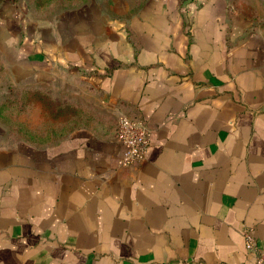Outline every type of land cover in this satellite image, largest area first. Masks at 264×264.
Masks as SVG:
<instances>
[{
    "label": "crops",
    "instance_id": "obj_1",
    "mask_svg": "<svg viewBox=\"0 0 264 264\" xmlns=\"http://www.w3.org/2000/svg\"><path fill=\"white\" fill-rule=\"evenodd\" d=\"M254 3L79 0L15 18L0 70L65 106L0 133V264H252L241 228L264 246ZM121 114L149 134L125 166Z\"/></svg>",
    "mask_w": 264,
    "mask_h": 264
},
{
    "label": "rangeland",
    "instance_id": "obj_2",
    "mask_svg": "<svg viewBox=\"0 0 264 264\" xmlns=\"http://www.w3.org/2000/svg\"><path fill=\"white\" fill-rule=\"evenodd\" d=\"M61 0H37L36 5L29 3L28 0H0V41L3 38L12 37L13 31L16 28L14 24L15 18L27 17L30 15L31 18H40L41 20L45 17H49L54 11L55 14L59 12V8L62 5L59 3ZM79 0H67L68 5L74 4ZM240 4L251 6L255 5V0H239ZM260 5L264 8V0H258ZM53 10V11H52ZM47 15V16H46ZM25 32L29 29H26ZM3 49L7 52L4 53ZM8 54L9 57L12 55L11 46L0 45V60H5L4 55ZM0 70V103L3 101H11L15 98L17 103H20L17 107L3 108L0 110V133L11 134L14 130L13 121L23 122L21 128H27V123L32 119L37 118L36 116H43L41 109L36 105L34 98H31L27 93L24 95L22 101L20 99V86L11 85L6 80L7 74ZM21 101V102H18ZM16 130V129H15ZM8 136V135H7ZM8 138V137H7Z\"/></svg>",
    "mask_w": 264,
    "mask_h": 264
},
{
    "label": "built area",
    "instance_id": "obj_3",
    "mask_svg": "<svg viewBox=\"0 0 264 264\" xmlns=\"http://www.w3.org/2000/svg\"><path fill=\"white\" fill-rule=\"evenodd\" d=\"M114 132L119 143L117 152L119 165H130L144 157L149 143V134L142 118L121 114L116 118ZM241 234L245 249L252 254V264H264V246L256 244L252 230L243 226Z\"/></svg>",
    "mask_w": 264,
    "mask_h": 264
},
{
    "label": "trees",
    "instance_id": "obj_4",
    "mask_svg": "<svg viewBox=\"0 0 264 264\" xmlns=\"http://www.w3.org/2000/svg\"><path fill=\"white\" fill-rule=\"evenodd\" d=\"M29 3L36 5L37 0H28ZM61 5H65L67 3V0H61L59 2ZM20 99L22 101L24 95L27 93L31 98H34L36 103H40L41 105V110L44 114H51L52 117H59L61 115V109L62 107L65 106V103L60 100L59 97L51 95L49 92H47L44 88L39 87V88H31L28 86H20ZM15 101L16 98H15ZM14 99L11 101H5L0 103V110L8 108L11 106V108L17 107L20 103L15 102ZM18 101V102H21ZM44 108V109H43ZM14 122V121H13ZM13 128H18V126H15L14 124L12 125ZM21 126V125H20Z\"/></svg>",
    "mask_w": 264,
    "mask_h": 264
}]
</instances>
